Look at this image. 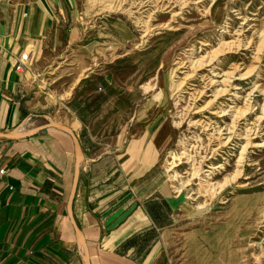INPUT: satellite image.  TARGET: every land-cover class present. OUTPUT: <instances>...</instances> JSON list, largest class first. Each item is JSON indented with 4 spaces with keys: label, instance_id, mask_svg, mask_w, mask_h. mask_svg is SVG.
<instances>
[{
    "label": "rangeland",
    "instance_id": "374dc122",
    "mask_svg": "<svg viewBox=\"0 0 264 264\" xmlns=\"http://www.w3.org/2000/svg\"><path fill=\"white\" fill-rule=\"evenodd\" d=\"M2 1L24 5L31 0ZM177 1L57 0L53 3L55 12L60 9L48 37L51 62L43 87L54 93L78 88V96L83 93L91 97L93 119L90 123L85 120L79 132L82 137L84 133L93 137L100 150L114 151L115 168L128 159L129 153L138 154L136 159L144 161L147 148H154L156 156L150 158L155 163L153 183L163 184L162 192L174 200L177 210L173 263L180 264L185 256H192L186 253L188 245L194 246V252L196 247H206L216 254L221 241L218 210L231 206L241 210L242 221H252V236L242 241L243 251L248 253L246 261L264 264V0H188L187 7ZM224 40H234L235 48L220 54L223 67L232 70L240 64L239 77L244 76L235 81L239 84L238 98L234 101L226 95L220 101L224 109L234 106L233 110L244 112L239 117L237 140L216 151L220 141L228 139L233 116L215 117L209 113L211 109L204 113L214 119L213 126L223 128L222 137L227 138L200 127L189 129L190 122L199 118L192 112L205 106L212 96L209 92L202 100L195 97L203 79L200 75L195 78L182 62L190 56L191 47H195L193 57L198 58ZM78 63L81 68L75 73ZM248 106L252 109L245 112ZM249 127L255 133L247 145L244 136ZM59 133L51 128L44 135L55 137ZM184 148L189 149L196 166L202 156L203 162L207 160L205 169L223 164V168L213 169L214 184L208 191L201 185L206 173L201 169L194 176V161L183 155ZM172 153L182 155L175 168L180 173L178 179L173 178ZM104 166L105 161H101L98 170ZM114 176V187L126 184L122 175ZM123 195L115 194L114 199ZM92 197L106 196L98 191ZM115 209L121 214V209ZM116 220L103 231L101 247L105 249L120 232L115 228L120 226ZM192 227L196 238L191 236ZM200 255L193 254V258Z\"/></svg>",
    "mask_w": 264,
    "mask_h": 264
},
{
    "label": "crops",
    "instance_id": "0c3cea01",
    "mask_svg": "<svg viewBox=\"0 0 264 264\" xmlns=\"http://www.w3.org/2000/svg\"><path fill=\"white\" fill-rule=\"evenodd\" d=\"M56 2H0V131L28 129L49 117L75 130L84 148V163L74 214L87 238L92 264H175L172 240L177 210L174 200L162 192L163 184L153 183L154 148H147L144 161L129 153L115 168L114 151L100 150L93 137L79 132L85 120L93 119L91 97L78 96V88L54 93L43 87L51 62L48 37L60 9L55 12ZM24 52L30 53V60L19 70L17 59ZM80 68L78 63L75 73ZM50 129L30 137L0 139V264H85L66 209L67 184L75 164L73 141L57 128L53 129L59 134L46 137ZM101 161L105 166L98 170ZM115 174L122 175L126 184L114 187ZM98 191L106 197L93 199ZM120 192L124 195L115 200ZM116 207L121 214L115 213ZM240 214L237 207L219 209L216 221L221 241L216 254L206 247H196L194 252V246L188 245L186 253L192 256H185L180 264H249L242 241L252 236V221H242ZM115 220L120 232L105 249L101 247L103 231ZM191 229L196 238L195 227Z\"/></svg>",
    "mask_w": 264,
    "mask_h": 264
},
{
    "label": "bare ground",
    "instance_id": "6f19581e",
    "mask_svg": "<svg viewBox=\"0 0 264 264\" xmlns=\"http://www.w3.org/2000/svg\"><path fill=\"white\" fill-rule=\"evenodd\" d=\"M178 4H181L183 7H187L189 4L188 0H179L177 1ZM224 32V30L222 31ZM250 43V42H249ZM195 47H191V54L188 57V59L184 62H182L183 67H189L191 69V73H194L195 78L199 75L201 79H203V87L201 90L196 91L195 97L199 100H202V98L205 96H208L209 92H211L212 98L207 102V104L203 107L196 108L195 111L192 112L191 107L188 111L192 112L193 116L198 115L199 118H195L190 122L189 129L192 130L193 128L203 129V131H212V135L218 133L221 138H227V137H222L224 134L223 128H217L216 126H213L212 122V117L204 116V113H206L207 110L211 109L212 116L214 115L215 117H227L229 115L233 116L232 117V124L230 126V131L228 133V139L225 142L220 141L219 147L215 149L216 151H222L225 146L230 144L232 141L237 140V135L239 136L238 132V123H239V117H242L241 114H243L242 110L239 111L233 110L232 107L230 106L227 109L223 108L222 100L224 96L230 95L233 97L234 101L235 99L238 98L239 96V84L236 83L235 81L240 80L241 77L244 75L241 74L239 77V71H240V64H236L232 70H225L223 67V58L220 56L221 53L229 51L233 48H235V41L234 40H224L220 42V45L213 49L211 52L209 51L208 53L201 55L200 57L196 58L193 57L195 54ZM207 50V48H206ZM208 71L207 75L205 76L203 71ZM194 78V77H193ZM196 81V79H195ZM238 82V81H237ZM157 96V95H156ZM159 97V96H158ZM216 104H219L217 107L215 106ZM252 108L247 107L245 112L250 111ZM242 112V113H241ZM262 118V117H261ZM223 119V118H222ZM214 120V119H213ZM253 127V126H251ZM228 129V128H227ZM25 129H19V131H23ZM255 133L253 128H247L246 134L244 136L245 139H247V145L251 143L252 141V136ZM185 141L180 140V144L182 146H185ZM245 145V146H247ZM256 145V144H255ZM195 146L193 145V148ZM185 151L183 155L188 160H193L194 161V171L193 174L194 176L197 175L199 170H203V173L205 176V179L201 182V185L204 187V191H208L210 187L213 186V182H211L216 168H223V164L218 165L216 167H209V169L204 168V164L207 160L203 162V159H205V156H202L201 162L198 163V166H196L197 162L193 158V155L191 156L189 154V149L184 148ZM172 162H171V169L174 171L173 173V178L178 179L180 176V173L175 169L178 167V164L180 161H182V155H176L175 153H172ZM205 169V170H204ZM234 177H237V174L234 175ZM190 183V182H188ZM220 184V183H218ZM220 190V189H219Z\"/></svg>",
    "mask_w": 264,
    "mask_h": 264
},
{
    "label": "water",
    "instance_id": "95a60500",
    "mask_svg": "<svg viewBox=\"0 0 264 264\" xmlns=\"http://www.w3.org/2000/svg\"><path fill=\"white\" fill-rule=\"evenodd\" d=\"M48 128H57L64 131L65 133L70 135L73 141L75 164H74L72 183L67 197L66 209L70 221L73 225L79 250L82 253L84 263L92 264L87 238L74 214V202L77 194V188L79 184L82 166L84 163V148L75 130L71 126L66 125L60 121H57L49 117L48 122L35 127L25 129L23 131H19L18 128L10 131H0V139H18L23 137H30Z\"/></svg>",
    "mask_w": 264,
    "mask_h": 264
},
{
    "label": "built area",
    "instance_id": "2783aa9c",
    "mask_svg": "<svg viewBox=\"0 0 264 264\" xmlns=\"http://www.w3.org/2000/svg\"><path fill=\"white\" fill-rule=\"evenodd\" d=\"M30 60V53L24 52L21 53L17 59V69L22 70L25 69ZM1 172H4V169H1Z\"/></svg>",
    "mask_w": 264,
    "mask_h": 264
}]
</instances>
